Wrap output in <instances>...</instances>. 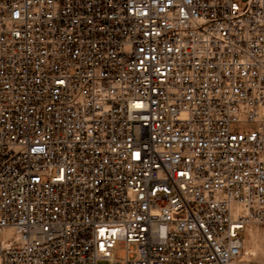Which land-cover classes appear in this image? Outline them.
<instances>
[{"label": "built area", "instance_id": "2783aa9c", "mask_svg": "<svg viewBox=\"0 0 264 264\" xmlns=\"http://www.w3.org/2000/svg\"><path fill=\"white\" fill-rule=\"evenodd\" d=\"M253 224L264 0H0V264H234Z\"/></svg>", "mask_w": 264, "mask_h": 264}, {"label": "rangeland", "instance_id": "374dc122", "mask_svg": "<svg viewBox=\"0 0 264 264\" xmlns=\"http://www.w3.org/2000/svg\"><path fill=\"white\" fill-rule=\"evenodd\" d=\"M238 128L246 130L249 124H239ZM252 251H255L253 253ZM120 257L126 258V249L117 244L116 251ZM98 264H108L107 260H99ZM124 264V263H117ZM234 264H264V228L261 225L253 224L248 233L244 236V251Z\"/></svg>", "mask_w": 264, "mask_h": 264}, {"label": "snow or ice", "instance_id": "6c2138e0", "mask_svg": "<svg viewBox=\"0 0 264 264\" xmlns=\"http://www.w3.org/2000/svg\"><path fill=\"white\" fill-rule=\"evenodd\" d=\"M61 83H63V81H61ZM101 231H103V230H101Z\"/></svg>", "mask_w": 264, "mask_h": 264}, {"label": "bare ground", "instance_id": "6f19581e", "mask_svg": "<svg viewBox=\"0 0 264 264\" xmlns=\"http://www.w3.org/2000/svg\"><path fill=\"white\" fill-rule=\"evenodd\" d=\"M253 253H255V251H252Z\"/></svg>", "mask_w": 264, "mask_h": 264}]
</instances>
